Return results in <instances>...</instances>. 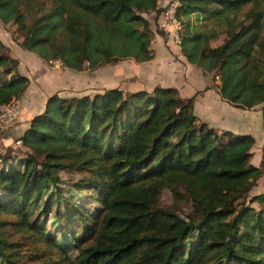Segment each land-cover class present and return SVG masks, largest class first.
Segmentation results:
<instances>
[{
	"label": "trees",
	"instance_id": "obj_1",
	"mask_svg": "<svg viewBox=\"0 0 264 264\" xmlns=\"http://www.w3.org/2000/svg\"><path fill=\"white\" fill-rule=\"evenodd\" d=\"M178 1L186 60L218 76L234 106L263 102L264 0ZM35 4L0 0V21L21 33L20 48L71 70L150 60L163 34L147 18L159 0ZM8 51L0 40V104L29 84ZM193 100L162 86L48 97L19 138L30 153L0 152V264H264V192L249 195L264 174L250 160L254 140L200 122ZM68 169L79 178L64 189L58 171ZM175 183L191 203L186 218L158 206ZM26 238L48 260L23 258Z\"/></svg>",
	"mask_w": 264,
	"mask_h": 264
},
{
	"label": "crops",
	"instance_id": "obj_2",
	"mask_svg": "<svg viewBox=\"0 0 264 264\" xmlns=\"http://www.w3.org/2000/svg\"><path fill=\"white\" fill-rule=\"evenodd\" d=\"M169 1L159 0V7L164 8ZM147 18L151 27L157 29L158 17L150 13ZM0 40L9 48L17 71L29 79L27 88L19 97L20 100L17 98L20 107L18 118L11 127L0 133V143L3 146H12L15 142H13L14 136L17 135L19 139L28 128L29 121L44 110L48 97L57 95L60 99H71L89 94H64V91L71 92L79 82H83L82 78L85 75L80 72L85 67L81 70H71L64 65L57 66L50 63V60L45 61L35 53L23 50L12 40L1 21ZM150 48L153 52V58L150 60L144 62L122 60L128 61L130 68H119L118 87H112L108 69H104L105 72H97L101 66L95 69L89 68L92 73L88 75L89 80L86 84L96 89L103 86L109 89L120 88L124 92L152 91L155 86L176 88L181 98L194 99L193 111L200 122L220 131L250 135L254 140L251 148V163L255 166L263 164L264 101L249 109L227 102L216 87L218 78L215 77L212 80L211 75H207L199 66L189 63L182 55L180 46L164 31L162 35L154 36ZM99 92L101 90H96L93 95Z\"/></svg>",
	"mask_w": 264,
	"mask_h": 264
},
{
	"label": "rangeland",
	"instance_id": "obj_3",
	"mask_svg": "<svg viewBox=\"0 0 264 264\" xmlns=\"http://www.w3.org/2000/svg\"><path fill=\"white\" fill-rule=\"evenodd\" d=\"M45 3L46 6H49L51 3V0H36V4L38 5V3L40 2ZM32 14H35V11L33 13L30 14L29 18L27 19V21L30 20V18L32 17ZM4 26L7 28L10 37L12 38V40L17 44V40L21 38V33L17 32L15 29V25H13L11 22L4 24ZM10 51V50H9ZM8 51V53H9ZM10 55V53H9ZM14 60V59H13ZM128 61H120L117 62L115 64H107V65H103L100 67L99 70H97V72H105L104 69H108L109 73L108 76L111 79V85H113L112 87H118V70L119 68H130V65L127 64ZM3 68V67H2ZM2 68L0 67V72L2 71ZM96 72V73H97ZM92 71L89 70V68L87 66H85V69L82 70L80 72V74L85 75V77H83V82H79L78 85L73 88V91H64L65 95H82V94H89V95H93V93L96 90H101L104 91L106 89H109V87L103 86V87H99L100 89H96L94 87H89L88 84H86V82L89 80L88 75L91 74ZM111 87V86H110ZM70 92V93H67ZM20 100V98H19ZM4 132V131H2ZM0 132V133H2ZM18 136L15 135L13 142L16 140H20L17 138ZM21 141V140H20ZM15 144V142H14ZM14 144L12 143V146H3L0 143V151L2 153H7L9 155H11L12 157L15 158H23L26 157L27 154L30 153V150L25 147L22 142L21 145H17L16 147L14 146ZM16 145V144H15ZM263 169H264V162H263ZM58 175L61 178V184L60 186L63 187L64 189H70V183L76 181L79 178V174L76 171L73 170H59L58 171ZM159 198H158V206L163 207L165 209H167L168 211L175 213L177 215H179L180 217L186 218V216L191 212V203L189 198L187 197V193L185 191V189L183 188L182 185H180V183H175L171 186H164L160 189L159 191ZM264 192V174L257 180L256 184L252 187V189L250 190V196L252 195H256L258 193ZM81 197H83V195H80ZM94 204H90L88 206V209L92 210L93 209ZM255 207H257V205L255 204ZM51 216H49V218H51ZM52 221V220H51ZM49 228L52 227V225L48 226ZM19 234L15 233V236L13 239H16L17 236ZM45 245L44 244H34L33 240L30 238H26L25 240V245L24 246H20L18 247V250L23 254V258H26L27 261H29L30 259V255L31 257L32 255L38 253L39 255H41V258L39 260H48V257L50 256V253L44 250ZM76 254V251H71V253H69V255L71 257H73ZM25 255V257H24ZM56 257H58V255H55ZM38 260V261H39Z\"/></svg>",
	"mask_w": 264,
	"mask_h": 264
},
{
	"label": "built area",
	"instance_id": "obj_4",
	"mask_svg": "<svg viewBox=\"0 0 264 264\" xmlns=\"http://www.w3.org/2000/svg\"><path fill=\"white\" fill-rule=\"evenodd\" d=\"M179 6L180 3L178 0H170L159 14L156 23V28L169 34L177 45L180 44V33L183 29V24L177 16ZM50 63L57 66L63 65L59 59H52ZM19 112L20 107L17 98L11 99L8 103L0 104V132L7 130L14 124L19 116ZM15 144V147L21 145V141L16 140Z\"/></svg>",
	"mask_w": 264,
	"mask_h": 264
}]
</instances>
